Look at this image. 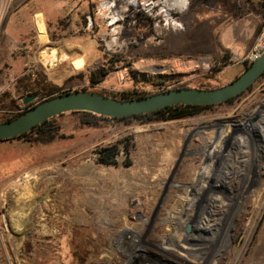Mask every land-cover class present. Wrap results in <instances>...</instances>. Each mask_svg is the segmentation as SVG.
I'll return each instance as SVG.
<instances>
[{"label":"rangeland","instance_id":"374dc122","mask_svg":"<svg viewBox=\"0 0 264 264\" xmlns=\"http://www.w3.org/2000/svg\"><path fill=\"white\" fill-rule=\"evenodd\" d=\"M20 1L18 6L16 0H0V123L24 110L23 100L45 82L70 92L154 94L159 88L152 81L159 76H181L168 89H214L245 70L240 56L220 54L211 30L214 9H221L222 20L231 0L193 1L186 17L200 27L198 33L177 39L176 31L158 37L136 29L125 31L116 46L113 34L102 35L106 27L88 26L99 0H85L81 11L55 0L50 41L82 36L90 53L81 70L54 63L30 19L27 35H6L8 15L31 14L39 6ZM34 1L50 9L47 0ZM195 6L199 15L192 13ZM263 98L264 79L233 102L194 118L148 124L107 119L91 126L79 114L66 113L55 117L60 135L51 142L1 141L0 264H228L232 247L238 259L230 264H249L251 256L252 264H264V145L248 149L246 163L235 168L242 176L235 170L228 180L225 166L210 175L224 152L241 151L238 144L215 147L220 131L231 129L225 125ZM38 101L39 96L33 104ZM115 145L120 150L115 164H102L100 152ZM194 239L204 256L189 248Z\"/></svg>","mask_w":264,"mask_h":264},{"label":"built area","instance_id":"2783aa9c","mask_svg":"<svg viewBox=\"0 0 264 264\" xmlns=\"http://www.w3.org/2000/svg\"><path fill=\"white\" fill-rule=\"evenodd\" d=\"M192 1L99 0L95 6L93 16L88 17V26L93 30L95 28L102 29L106 27V32H103L102 35L113 34L115 36L113 41L114 46H116L115 40L124 34L125 31H135L137 29V32L144 33V30H147L153 36L162 37L170 32L184 29L183 21L190 10ZM107 47L111 50L110 46L107 45ZM263 54L264 20L256 41L247 53L238 58V62L247 67L260 59ZM229 124L232 125L231 133L228 134L226 131L222 133L220 131L219 140L221 143L215 147L222 149L223 145H225V148L232 149V145L238 144L241 151L234 153L228 150L224 152L222 155L224 160L220 159L211 164L214 169L210 171V175L212 172L215 173V171L222 170V167L225 166L226 170L230 169V173H225L226 176H229L226 178L231 180V176L235 174L236 166L246 163V154L248 153V149L251 148V145H254L256 148L263 147L264 145V98L253 111L245 114L240 119L228 122L225 126L227 127ZM238 124L243 125V130H236V128L233 132V127L238 126ZM245 151L246 153H244ZM230 164H234L233 169L228 167ZM236 175L242 176L243 173L240 172L238 174L237 172ZM215 177L218 178L217 176Z\"/></svg>","mask_w":264,"mask_h":264},{"label":"water","instance_id":"95a60500","mask_svg":"<svg viewBox=\"0 0 264 264\" xmlns=\"http://www.w3.org/2000/svg\"><path fill=\"white\" fill-rule=\"evenodd\" d=\"M264 76V54L245 68L231 83L214 89L176 88L132 100H118L90 91H73L53 96L29 106L16 118L0 123V142L18 138L43 122L72 112H88L107 118L147 114L169 106H216L228 103L249 91ZM37 94L23 100L28 106Z\"/></svg>","mask_w":264,"mask_h":264},{"label":"crops","instance_id":"0c3cea01","mask_svg":"<svg viewBox=\"0 0 264 264\" xmlns=\"http://www.w3.org/2000/svg\"><path fill=\"white\" fill-rule=\"evenodd\" d=\"M16 1L18 6L21 5L22 2L20 0ZM32 2L39 4V6L36 4V10L32 11L31 14H25V11L22 10V13L10 14L6 17L7 21L4 25L6 35H10L14 38L27 35L25 32V22L30 19L34 24V31L37 34L39 44L43 45L45 49H49L48 53L54 58V63L57 62L58 65L68 64L69 67L74 70L83 69L90 53L88 43L84 42V38L80 35L74 37L70 35L69 40L59 44H52L50 41V28L48 23L57 22V19L56 17H51L49 12L54 11L56 1L47 0L50 9H47V6L39 3V1L31 0V3ZM62 2L71 7L70 11L73 10V7L81 11L84 10L86 6L85 0H63ZM231 2V9L223 15L224 17L222 20L221 16L217 15L221 14V9L218 7L214 9L212 15L214 26H212L211 30L213 35L217 32L216 36L218 38L220 54L228 50L232 55L242 56L252 47L260 33L264 20V0H231ZM199 9V6H195L192 13L198 14ZM75 22L77 23V21ZM183 23L185 29L175 32L177 39L180 38V35H185L184 33L186 32L194 34V32L198 33L200 30V27L191 26L188 23L187 17H185ZM71 31L72 30H69V33H71ZM7 56L10 59L11 53L7 54ZM242 66L245 67L244 65ZM51 72H53V74L51 73L50 76L54 80L56 71L53 69Z\"/></svg>","mask_w":264,"mask_h":264},{"label":"trees","instance_id":"16d2710c","mask_svg":"<svg viewBox=\"0 0 264 264\" xmlns=\"http://www.w3.org/2000/svg\"><path fill=\"white\" fill-rule=\"evenodd\" d=\"M227 55L223 57L224 60H226ZM247 68V67H245ZM181 76H175V75H166V76H159L157 77L154 81H152V84L155 87L159 88V91L154 93H160L166 90H169V86H173L177 83H179V79ZM264 79V76L260 79ZM259 80V81H260ZM258 81V82H259ZM40 89L39 92H35V94H38L39 96V101H43L45 99L51 98L53 96H57L60 94H64L70 91H63L62 89L55 88L53 87L52 84L45 82L42 85L39 84ZM52 86L51 89H47V87ZM177 88H190L186 85H180ZM176 89V88H172ZM202 89V88H199ZM208 89V88H206ZM78 91V90H76ZM80 91H88V90H80ZM93 92V91H90ZM99 93L105 96H109L118 100H132V99H138V98H143L149 95L153 94H143L141 92L133 91V92H128V93H122L120 95H107L104 94L103 92H95ZM33 95V94H32ZM242 96V95H241ZM240 97V96H239ZM236 98L230 100L228 103H231L235 100ZM32 104L28 106H24V110L19 111L17 114L5 119L3 122L12 120L25 112V110L29 107L32 106ZM214 106H195V105H177V106H169L167 108L154 111L151 113L147 114H141V115H136V116H129V117H121V118H107V117H102L98 116L92 113L88 112H72L74 114H79L80 118L83 120L84 123H88L91 126H95L100 123L101 120H114L118 122H131V121H138L141 124H148V123H153V122H169V121H177V120H184L188 118H194L197 117L209 109H211ZM60 128L55 125V118H52L50 120H47L43 122L42 124L38 125L37 127L33 128L30 132H27L23 134L22 136L18 138H22L25 141L28 142H42V143H48L56 139L60 134ZM129 152V151H128ZM120 153L119 148L115 146L107 147L104 148L100 152L101 156V163L104 165H113L115 164V161L113 160L115 157H117ZM127 166H130V163H127Z\"/></svg>","mask_w":264,"mask_h":264},{"label":"bare ground","instance_id":"6f19581e","mask_svg":"<svg viewBox=\"0 0 264 264\" xmlns=\"http://www.w3.org/2000/svg\"><path fill=\"white\" fill-rule=\"evenodd\" d=\"M45 36V35H44ZM46 37V36H45ZM77 62V61H76ZM78 64H80V63H78ZM76 67H77V65H76ZM159 69H157V68H152L151 69V71H158ZM230 127V126H229ZM231 128H232V125H231ZM237 128V129H236ZM243 125H240V124H238V126H236L235 127V129L236 130H240V131H242L243 130ZM230 130L231 129H229V128H226L224 131H223V133L226 131L228 134L229 133H231L230 132ZM234 132V131H233ZM246 145H247V143H246ZM247 147H248V145H247ZM245 153H246V151H245ZM232 166H234V164H232ZM234 167H232V169H233ZM142 173V172H141ZM121 181V180H120ZM117 182V181H116ZM133 186V185H132ZM136 186V185H135ZM134 186V187H135ZM127 187H128V185H127ZM126 187V188H127ZM130 191V190H129ZM217 197V196H216ZM239 200V199H238ZM217 207H219V206H217ZM127 210H125L124 211V213L126 212ZM82 217L85 219L86 218V216L83 214L82 215ZM89 218V217H88ZM199 219H200V217H199ZM211 219V218H210ZM86 220V219H85ZM138 221V220H137ZM209 221V220H208ZM85 223V225H83V229H85V228H87V227H89L88 226V223L86 222V221H84ZM206 222V221H205ZM205 224V223H204ZM209 225V223L207 224V226ZM214 229H216V226H214ZM199 231V230H198ZM200 232V234H203V231H199ZM75 234V233H74ZM71 235V234H70ZM197 235V234H196ZM204 235V234H203ZM202 236V235H201ZM262 236V235H261ZM74 238V237H73ZM211 238V237H210ZM72 239V238H71ZM83 239V238H82ZM263 239H264V237H263ZM197 240H199V239H197ZM263 241V240H262ZM72 242V241H71ZM191 243H192V241H191ZM188 244V246H189V248L191 247H195V248H197V250L195 251L194 250V253L195 254H198L200 257H202V256H204L203 255V252L205 251L203 248H202V246L200 245V243H198V242H196V240L194 239V243L193 244ZM260 243V242H259ZM260 245V244H259ZM262 245V244H261ZM264 246V245H263ZM263 249V248H262ZM231 253H230V256H229V263L228 264H230V263H233V262H236L237 261V257H236V253H237V248H235V247H232L231 248ZM253 252V251H252ZM239 255V254H238ZM241 255V254H240ZM198 256V257H199ZM197 257V258H198ZM256 257V256H255ZM251 258V260H250V262H249V264H252V256L250 257ZM198 260V259H197ZM38 261V260H37ZM43 261V260H42ZM41 261V262H42ZM255 261V260H254ZM45 262V261H44ZM41 264V263H40ZM54 264V263H53ZM67 264V263H66ZM236 264V263H235ZM243 264H246V262L245 263H243Z\"/></svg>","mask_w":264,"mask_h":264},{"label":"flooded vegetation","instance_id":"af4514ba","mask_svg":"<svg viewBox=\"0 0 264 264\" xmlns=\"http://www.w3.org/2000/svg\"><path fill=\"white\" fill-rule=\"evenodd\" d=\"M34 105V104H33Z\"/></svg>","mask_w":264,"mask_h":264}]
</instances>
